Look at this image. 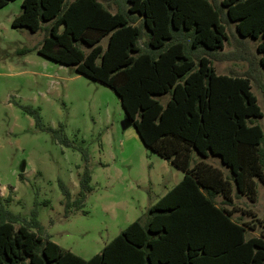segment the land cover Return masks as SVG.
I'll return each instance as SVG.
<instances>
[{
	"label": "trees",
	"instance_id": "obj_1",
	"mask_svg": "<svg viewBox=\"0 0 264 264\" xmlns=\"http://www.w3.org/2000/svg\"><path fill=\"white\" fill-rule=\"evenodd\" d=\"M231 22L236 50L224 55L255 58L242 73L212 64ZM11 24L44 29L39 53L112 88L142 143L183 175L143 221L132 220L88 258L29 224L16 226L0 194V264H264V232L247 235L254 223L233 217L234 196L254 201L264 185V130L256 122L263 110L252 89L264 94V0H21ZM250 41L255 51L245 54ZM23 107L72 145L61 123L46 125L38 108ZM75 147L84 166L74 199L59 182L65 214L92 190L88 152ZM194 151L218 155L227 172L192 160Z\"/></svg>",
	"mask_w": 264,
	"mask_h": 264
},
{
	"label": "rangeland",
	"instance_id": "obj_2",
	"mask_svg": "<svg viewBox=\"0 0 264 264\" xmlns=\"http://www.w3.org/2000/svg\"><path fill=\"white\" fill-rule=\"evenodd\" d=\"M20 9L21 0H9L0 7V194L4 208L16 216V226L29 224L88 258L132 220L143 221L149 205L178 182L183 171L142 143L133 124L125 123L126 114L112 88L39 53L38 42L45 30L12 26ZM227 30L229 37L212 64L217 72L242 73L255 58L251 55L250 63L224 55L236 50L232 22ZM145 40V36L140 39L142 44ZM247 46L245 54L255 51L254 41ZM252 89L263 110L256 122L264 130V94L255 84ZM23 105L38 108L46 125L61 123L72 145L39 127ZM73 145L88 152L92 190L79 208L70 206L65 214L59 182L70 189L74 199L84 166L81 150ZM193 158L205 159L227 172L218 155L205 157L194 151ZM234 203L238 209L233 217L255 225L247 235L264 232L262 183H258L254 201L241 195L234 196Z\"/></svg>",
	"mask_w": 264,
	"mask_h": 264
},
{
	"label": "water",
	"instance_id": "obj_3",
	"mask_svg": "<svg viewBox=\"0 0 264 264\" xmlns=\"http://www.w3.org/2000/svg\"><path fill=\"white\" fill-rule=\"evenodd\" d=\"M126 124H128V123H130V119H128L127 117H126V122H125Z\"/></svg>",
	"mask_w": 264,
	"mask_h": 264
}]
</instances>
